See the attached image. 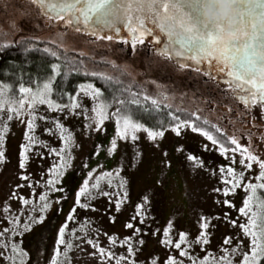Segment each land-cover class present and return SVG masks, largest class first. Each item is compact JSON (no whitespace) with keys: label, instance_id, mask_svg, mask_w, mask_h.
Returning a JSON list of instances; mask_svg holds the SVG:
<instances>
[{"label":"snow or ice","instance_id":"1","mask_svg":"<svg viewBox=\"0 0 264 264\" xmlns=\"http://www.w3.org/2000/svg\"><path fill=\"white\" fill-rule=\"evenodd\" d=\"M28 2L52 21L50 27L57 31L56 38L49 40L31 35H18L11 41L0 39V55L15 49L25 57L29 53H42L46 61L43 75L27 81L17 75L15 68L10 72L0 70V171L10 163L6 143L12 123L24 128L15 171L19 182L0 200V264H29L22 238L44 224L53 205L61 212L62 202L67 199L66 196L53 199V195L65 191L62 181L71 169L73 150L79 145L60 121V115L65 119L84 117L88 121L86 130L90 132H104L106 122L115 125V136L109 145L93 147L90 155L95 156L104 152L107 157H114L119 143L135 146L141 132L157 147V141L163 140L168 132L177 138L189 132L198 135L207 141L202 150L216 152L226 163L217 169L208 168L201 157L191 153L184 156L185 163L192 162L196 170H206L211 176L219 175L223 186L214 188L213 192L223 199L215 202L237 215L232 218L231 212L215 217L201 214L197 221L199 231L191 239L186 232H179L174 238V221L170 219L163 229L151 233L159 237L158 242L168 255L163 261L151 257L141 262L137 257L145 243L144 236L148 235L145 229L151 227L147 223L151 205L148 194L133 206L130 218L123 224L130 232L123 238L103 231L90 217L78 219V210L98 211L94 200L107 199L109 207L105 215L113 209L118 215L129 202L122 166L102 170L103 166L98 164L89 169L76 191L72 208L57 228L46 264H80L81 261L83 264H264V135L257 137L261 146L258 151L252 144L253 133L245 134L235 128L236 118L221 114L213 119L211 112L206 114L198 105L186 107L177 103L175 96L161 90L156 80L150 81L156 88L149 91L146 83L138 82L126 68L106 59L96 60L84 50L69 48L64 43L71 32L77 37H93L89 41L92 44L103 41L130 45L134 53L137 45L144 46L147 41L149 51L170 63L174 61L177 70H191L207 77L202 81L206 86L212 81L220 96L217 102L228 101L229 112L239 113V122L248 123L244 119L248 115L255 120L256 110L264 120V0H231L235 23L228 32L222 24L202 20L205 0ZM30 30L22 29V32ZM6 35L0 29V38ZM101 64L112 72L100 69ZM73 76L83 77L85 82L68 91L65 85ZM97 82L100 87L96 86ZM219 83L225 87L220 88ZM85 99L91 107L84 104ZM237 104L242 105V110ZM41 107L57 115H44L40 113ZM37 121L51 125L43 129L42 135L58 140L59 147L51 146L37 135ZM176 151L183 155L186 149L178 145ZM33 158H52L50 167L41 171L38 180L28 172ZM133 158L139 161L142 153L135 151ZM162 163L171 167L167 152L162 153ZM81 167H88L87 162ZM25 188L29 190L27 196L22 193ZM37 188L41 189L39 193ZM238 190L245 195L237 208L229 197H234ZM213 220H222L229 227L239 229L226 235L215 250L208 247L209 229L215 227ZM115 222L116 215L109 216V223ZM42 242L43 237L37 244Z\"/></svg>","mask_w":264,"mask_h":264},{"label":"rangeland","instance_id":"2","mask_svg":"<svg viewBox=\"0 0 264 264\" xmlns=\"http://www.w3.org/2000/svg\"><path fill=\"white\" fill-rule=\"evenodd\" d=\"M28 11L30 12L28 13ZM34 14L39 19L35 23L28 22L26 16L30 18L34 17ZM10 17L14 18L10 19ZM51 24L52 21L42 15L40 10L36 6L31 5L28 0H0V29L8 33V35L1 38L4 41L14 40V38L21 34L22 29H31L24 33L39 37L42 40L55 39L57 29L50 27ZM37 25H40V27L37 28ZM33 28L37 29V31H34ZM59 31L63 32L64 30L59 29ZM92 39L93 37L91 36L77 37L69 32L64 39V43L69 48L76 47L84 50L96 60L106 59L126 68L138 82L146 83L149 91L155 90L156 85L150 83V81L156 80L157 84L161 85V90L166 89L168 94L175 96L177 103H183L186 107L198 105L204 109L206 114L211 112L213 119L222 114L219 110L212 111L215 108L210 106L207 100L202 97L203 88L198 81V78L202 76L194 75L192 72L177 73V69L173 66L175 62L170 63L158 54L149 51L147 41L144 46L137 45V49L133 53L130 50V45L113 44L112 42L103 41L96 44L89 43ZM143 62L145 63V69L141 67ZM88 66L90 68L93 67L91 62H88ZM159 66H164L163 68L168 70L167 73L170 72L171 74L167 75L163 73L164 75L158 76L154 72H157ZM99 67L102 70L112 72V69L106 65L101 64ZM17 75L25 77L20 73H17ZM96 86L100 87L101 85L97 82ZM208 86L216 92L212 81L208 83ZM219 87L224 88L225 85L221 83ZM217 103L215 104L217 105ZM220 103L222 102L218 104ZM84 104L91 107L87 99L84 100ZM221 108L226 109L223 106ZM226 111L228 112L229 110L226 109ZM40 113L53 117L57 115L55 112L49 114L44 107L40 108ZM226 116L233 118L230 113L226 114ZM59 119L71 131L74 142L79 147L73 150L74 159L72 160L71 169L66 173L62 181L65 191L63 193L56 192L53 195V199L65 196L67 199L62 202V211H56L54 222L49 227V231L45 236L46 241L43 247L39 250L38 248L32 250L36 234L41 232L50 220L51 215L55 213L56 205H53L47 213L43 225L34 228L22 238L23 248L29 253V264H46L48 254L54 246L53 240L57 228L72 208L76 191L81 186L83 180L87 178L89 169L95 168L98 164L103 166L102 170H114L118 166H122L123 170L121 174L127 180L129 202L124 205L123 210L118 215L114 209L108 215H105L104 213L109 207L108 201L106 198L97 199L93 201V204L98 211L85 212L78 210V219H82L85 216L90 217L96 221V226L102 228L103 231L109 234H117L123 238L130 232V230L123 228V224L130 218L133 206L140 201L143 195L148 194L151 199V205L150 218L147 223L151 227L145 229L148 235L144 236L145 243L137 257L141 262L147 261L151 257H159L160 261H163L168 255V251L158 242L159 237H153L151 233L156 229H163L170 219L174 221V231L172 233L174 238H176L177 233L186 232L189 234V239H191L199 231L197 221L201 214L207 217H215L217 215L222 216L224 212H231L232 218L236 217L237 213L235 211L218 205L215 202L217 199H223L222 196L218 197L213 192L214 188L223 186L220 184V176H211L206 170H196L192 166V162H189L188 165L185 163L184 156L188 153L201 157L208 168L217 169L219 165L226 163L216 152H204L202 145L203 143H207V141H204L198 135L189 132L177 138L174 134L168 132L163 140L157 141V147L146 139L145 133L141 132L139 133L140 139L135 146L131 143H119L114 157H107L104 152L95 156L90 155L93 147L96 145L107 147L109 141L115 136V125L112 122H106L104 126L105 131L97 133L86 130L88 121L82 116H71L65 119L64 115H60ZM37 123L39 125L37 135L42 140L48 141L51 146L59 147L60 142L58 140L42 135L43 129L51 127V125H46L42 121H37ZM225 123L227 122L225 121ZM236 124L237 122L235 126ZM244 128L249 129L251 127L244 126ZM239 129L241 128L239 127ZM23 132V127L17 126L16 122L12 123L6 143L7 156L10 163L4 166L3 171H0V200H3L15 183L19 182L15 179V171L20 145L23 143ZM241 132L245 133L246 131L242 128ZM254 137L257 141V134ZM252 144L260 151L261 146L259 144L253 142ZM178 145H183L186 149L183 155L176 151ZM137 150L142 153V158L139 161L133 158V153ZM41 151L45 150L41 149ZM164 152H167L168 159L171 161L170 168L164 167L162 163V153ZM45 156H47L46 151ZM51 159H32L28 166V172L31 173L34 180L40 179L39 174L41 171H46L50 167ZM85 162H87L88 167H81ZM237 170H239L238 165ZM73 176L71 184V182L69 183V179ZM36 191L39 193L41 189L37 188ZM22 193L27 196L29 190L25 188L22 190ZM244 195L242 191L238 190L237 194L234 197H229V199H232L238 208L241 206ZM13 206L15 207V204ZM111 215H116V222L114 224L109 223V216ZM151 217L155 219L153 220ZM212 223L215 227L209 229L211 232V243L208 247L211 250L217 249L226 235H232L239 231L238 228L233 229L229 227L222 220H213ZM117 251H120V249H117ZM196 251L199 252V248ZM200 255H203V253H200ZM80 264H83V261Z\"/></svg>","mask_w":264,"mask_h":264},{"label":"trees","instance_id":"3","mask_svg":"<svg viewBox=\"0 0 264 264\" xmlns=\"http://www.w3.org/2000/svg\"><path fill=\"white\" fill-rule=\"evenodd\" d=\"M35 14L33 15L34 17H30V18L26 16V20L28 22L31 21V23H35L39 19L36 16L37 14L36 15ZM11 18L13 19L14 17H10V19ZM34 31H37V29H34ZM20 35H30V34L21 32ZM16 38H14V39H16ZM40 46L43 47V45H40ZM45 65H46V61H45V58L43 57V54L42 53H29L25 57L22 54L21 51H17L15 49H12V50H10V51H8V52L0 55V70H2L4 72H10L13 68H15V69L18 70L17 71L18 74L20 73V74H22V75L25 76V77H23V79L25 81H27L30 77L32 79H37L38 77L42 76L43 75V72H44V66ZM141 67L143 69H145L144 68L145 67V63L144 62H143V64H142ZM163 67L164 66H159V69L160 68L163 69ZM159 69L157 70V72H154L158 76H162L163 73H166L167 75H170L171 74L170 72L167 73L168 70L166 68H164V71H162L161 73L159 72ZM172 70L175 71L174 68H172ZM178 72H188V73H191L192 72L194 75H197L196 72L191 71V70H186V71H179V70H177V73ZM206 79H207V77L198 78V81L200 82L201 87L203 88V90H202V92H203L202 93V97H204V99H206L207 102L211 99L213 102L212 103H209V105L212 106L213 108H215L213 110H219L223 115L226 116V114H229L230 113L229 111L228 112L226 111V109L229 110L228 109V106H227L228 101H223L222 103L218 104L219 102L217 103V101H220L219 95H217V93L215 91L211 90V88L208 85L206 86L202 82V81H204ZM83 81H85V78L80 77V76H73V77H71L69 79L67 85H65V88H66V90L71 91L72 88L74 87V85H76L77 83L83 82ZM219 84H221V83H219ZM210 93H211V95H210ZM215 103H217V105ZM222 106L223 107H226V109L221 108ZM235 106L237 108H239V109L242 110V105L237 104ZM230 114H232L233 118H236L237 124H236L235 128L236 129H239V127H240L241 128V129H239L240 131L243 128V130L246 131L245 134L248 133V132L253 133V135H252V142L258 144V142L255 140V137L254 136L256 134H257L258 137L264 135V120H261L259 118V111H257V110L254 111V115L255 114H258V115H255L257 117L255 120L252 119V116L251 115H248V116H245L244 117V119L246 121H249L248 123H241V122H239V119H238L239 113H230ZM253 124H255V127H253ZM244 126H247V127L250 126L251 128L247 129V128H244ZM241 142L243 143V140ZM74 176L69 179V183L71 182V184H72ZM55 216H56V208H55V213L51 215V218L46 223L45 227L41 230L40 233L36 234V240H35V243L32 245V250H35L38 247H39V249H41L43 247V245H44V243L46 241L45 236H46V234L49 231V227L52 226V224L54 222V217ZM41 237H43V242L42 243H39V245H38L37 244V241H39L41 239Z\"/></svg>","mask_w":264,"mask_h":264},{"label":"clouds","instance_id":"4","mask_svg":"<svg viewBox=\"0 0 264 264\" xmlns=\"http://www.w3.org/2000/svg\"><path fill=\"white\" fill-rule=\"evenodd\" d=\"M201 18L205 23L222 24L225 32H228L235 23V9L231 0H205Z\"/></svg>","mask_w":264,"mask_h":264},{"label":"flooded vegetation","instance_id":"5","mask_svg":"<svg viewBox=\"0 0 264 264\" xmlns=\"http://www.w3.org/2000/svg\"><path fill=\"white\" fill-rule=\"evenodd\" d=\"M30 11H28V13H29ZM37 14V13H36ZM162 68V67H161ZM159 69V72L161 73L162 71H164V68L163 69Z\"/></svg>","mask_w":264,"mask_h":264},{"label":"water","instance_id":"6","mask_svg":"<svg viewBox=\"0 0 264 264\" xmlns=\"http://www.w3.org/2000/svg\"><path fill=\"white\" fill-rule=\"evenodd\" d=\"M123 34V33H122Z\"/></svg>","mask_w":264,"mask_h":264}]
</instances>
